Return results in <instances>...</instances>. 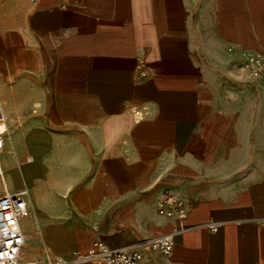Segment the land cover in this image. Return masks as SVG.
Listing matches in <instances>:
<instances>
[{
    "label": "crops",
    "instance_id": "0c3cea01",
    "mask_svg": "<svg viewBox=\"0 0 264 264\" xmlns=\"http://www.w3.org/2000/svg\"><path fill=\"white\" fill-rule=\"evenodd\" d=\"M243 51L264 54V0H0V196L26 190L66 261L170 234L141 264H264V77Z\"/></svg>",
    "mask_w": 264,
    "mask_h": 264
},
{
    "label": "built area",
    "instance_id": "2783aa9c",
    "mask_svg": "<svg viewBox=\"0 0 264 264\" xmlns=\"http://www.w3.org/2000/svg\"><path fill=\"white\" fill-rule=\"evenodd\" d=\"M243 64L254 76L264 77V54L243 51L241 54ZM139 75L145 77L144 70ZM7 129L0 112V155L4 147ZM30 162V158H27ZM1 165H0V180ZM4 189V188H3ZM0 196V264H22L21 254L25 247L26 238L21 229V222L30 216L26 190L9 193L5 189ZM183 206V202L170 195H166L157 208L160 216L170 218ZM222 224L209 222L204 226L210 232H216ZM172 235H163L146 240L138 245L112 249L100 241H93L88 251L78 255L72 261H66L60 257H50L43 264H81L85 262H99L102 264H141L143 253L146 251L158 252L168 257L173 250ZM26 264H40L39 260L32 259Z\"/></svg>",
    "mask_w": 264,
    "mask_h": 264
},
{
    "label": "rangeland",
    "instance_id": "374dc122",
    "mask_svg": "<svg viewBox=\"0 0 264 264\" xmlns=\"http://www.w3.org/2000/svg\"><path fill=\"white\" fill-rule=\"evenodd\" d=\"M10 164V161L6 160L5 164ZM7 178V175H6ZM31 211L29 222L31 225V232H29V237L27 239V244L25 246V250L23 251V255L21 256V263L26 264L32 259H36L40 261V264H43L47 259V256L55 257L49 253L47 248L42 245L43 241V225H47V222L41 220L36 214ZM42 230V231H41Z\"/></svg>",
    "mask_w": 264,
    "mask_h": 264
},
{
    "label": "bare ground",
    "instance_id": "6f19581e",
    "mask_svg": "<svg viewBox=\"0 0 264 264\" xmlns=\"http://www.w3.org/2000/svg\"><path fill=\"white\" fill-rule=\"evenodd\" d=\"M26 244V243H25ZM25 250V247H24V249H23V251ZM21 255H23V252H22V254Z\"/></svg>",
    "mask_w": 264,
    "mask_h": 264
}]
</instances>
